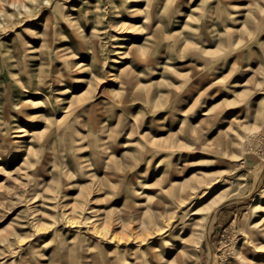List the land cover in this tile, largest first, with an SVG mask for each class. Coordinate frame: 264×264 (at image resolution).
Listing matches in <instances>:
<instances>
[{"label": "rangeland", "instance_id": "obj_1", "mask_svg": "<svg viewBox=\"0 0 264 264\" xmlns=\"http://www.w3.org/2000/svg\"><path fill=\"white\" fill-rule=\"evenodd\" d=\"M194 217L264 264V0H0V264H180Z\"/></svg>", "mask_w": 264, "mask_h": 264}, {"label": "bare ground", "instance_id": "obj_2", "mask_svg": "<svg viewBox=\"0 0 264 264\" xmlns=\"http://www.w3.org/2000/svg\"><path fill=\"white\" fill-rule=\"evenodd\" d=\"M126 68H128V67H126ZM202 114L205 117V119H203V120H207V119L210 118L209 112H203ZM21 136H25V134H22ZM181 158H183V160L186 159V157L184 158V157L180 156V158L178 160L180 161ZM192 177L194 179H196L197 181H199L197 179L196 174H193ZM214 184H216V183H214ZM194 190H195V192H198V187L194 188ZM226 190L227 189L222 190L221 193L226 191ZM205 194H207V193H205ZM205 194L203 196H205ZM72 213H74V212H72ZM189 214H191V216H196L197 215L196 212L188 213V215ZM204 219H206V218H204ZM70 220L73 223L77 222L76 218H70ZM169 220H172V218H170ZM101 221L103 222V219H98V220L95 219L96 223L101 222ZM173 222H174L173 224L169 223L167 226H165V228H162V227L158 228L156 233L160 232L161 234H165L166 235L169 232V234L166 235L165 238H170V237L175 236V235H173V236L168 237L171 233L175 234L177 229L179 230L180 224H182V223H179V224L175 225L176 221H173ZM203 222H204L203 219H197V218L194 217V218H190L189 223H185V224L181 225L182 226L181 227L182 230L180 231L179 236H176V238L173 241V242H175V248H178L177 249L178 250L177 254L175 256V258H176L175 262L179 261L180 264H188V263L195 264V258H194L196 256L195 251H197L199 249L200 244H201V239L200 238H201V233H202L201 232V227L203 226ZM103 230H108V229L104 228ZM190 231L192 232L191 234L193 235V238L187 237V234ZM153 233H151V234H153ZM194 237H195V239H194ZM136 238H140L142 240V242L147 240V237L142 239V237H140V236L137 237L136 236ZM175 248L171 249L170 252H166V254L173 253ZM146 257H148V253L146 254ZM125 261H126L125 264H136L137 263V258L133 256V257H131L130 260H125Z\"/></svg>", "mask_w": 264, "mask_h": 264}]
</instances>
